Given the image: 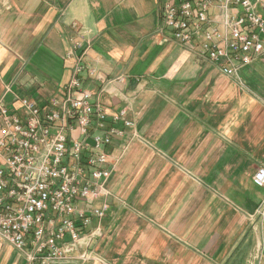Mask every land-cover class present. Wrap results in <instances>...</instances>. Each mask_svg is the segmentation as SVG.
<instances>
[{"label": "crops", "instance_id": "0c3cea01", "mask_svg": "<svg viewBox=\"0 0 264 264\" xmlns=\"http://www.w3.org/2000/svg\"><path fill=\"white\" fill-rule=\"evenodd\" d=\"M163 1L0 0V103H48L80 64L108 124L132 123L106 149L109 209L85 231L100 260L82 264H264V53L224 75L172 39ZM0 264L26 262L0 244Z\"/></svg>", "mask_w": 264, "mask_h": 264}, {"label": "built area", "instance_id": "2783aa9c", "mask_svg": "<svg viewBox=\"0 0 264 264\" xmlns=\"http://www.w3.org/2000/svg\"><path fill=\"white\" fill-rule=\"evenodd\" d=\"M161 9L172 39L196 46L228 77L264 53V0H164ZM81 71L76 65L48 103L27 96L17 109L0 103V244L26 264L100 260L91 248L99 229L85 231L109 209L106 149L132 123L122 110L113 124L122 122L123 129L108 124L100 102L82 87ZM252 181L264 187V168ZM255 215L264 217V201Z\"/></svg>", "mask_w": 264, "mask_h": 264}, {"label": "rangeland", "instance_id": "374dc122", "mask_svg": "<svg viewBox=\"0 0 264 264\" xmlns=\"http://www.w3.org/2000/svg\"><path fill=\"white\" fill-rule=\"evenodd\" d=\"M254 218H256V219H257V218H262V217H259V216L255 215V217H254Z\"/></svg>", "mask_w": 264, "mask_h": 264}]
</instances>
